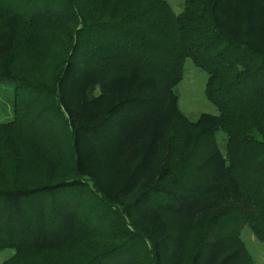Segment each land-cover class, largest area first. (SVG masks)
Returning <instances> with one entry per match:
<instances>
[{"label": "trees", "instance_id": "trees-1", "mask_svg": "<svg viewBox=\"0 0 264 264\" xmlns=\"http://www.w3.org/2000/svg\"><path fill=\"white\" fill-rule=\"evenodd\" d=\"M32 1L0 0L2 264H181L172 228L201 232L185 264H255L241 229L264 241V0ZM57 48L53 85L17 72ZM188 58L218 114L180 111Z\"/></svg>", "mask_w": 264, "mask_h": 264}, {"label": "rangeland", "instance_id": "rangeland-1", "mask_svg": "<svg viewBox=\"0 0 264 264\" xmlns=\"http://www.w3.org/2000/svg\"><path fill=\"white\" fill-rule=\"evenodd\" d=\"M46 1L47 0H33L31 3L32 9H34V11L39 10L40 8L45 6L44 4L46 3ZM125 1L128 4L130 0ZM168 2L172 6L175 13L179 14L182 12L184 8V0H168ZM81 4L85 6L84 3ZM97 6L98 5L95 4L90 5V9H85L86 14H88L87 12L89 11L93 12ZM47 7H51L56 10L59 9L61 5L59 3V0H50V2L47 4ZM117 8L115 6L113 7V9H110V11H103V13L101 14H106L107 18L110 19L113 17L118 18L120 13L117 11ZM56 51L57 53L53 57H47L35 61L30 59H21L17 61V64L15 63L18 69L17 72H21V74L27 75L29 78L33 79L38 83H42L47 86L53 85L57 74L61 69L65 56L61 48H57ZM207 79L208 73L205 70L199 68L197 65H195L192 59L188 58L185 62L183 79L175 87V92L178 95V106L180 111L192 121L198 120L199 116L202 113L218 114L217 106L208 100L205 93ZM98 92L99 90L96 89L94 94H97ZM13 93L14 91L12 84L5 83L4 81L0 82V121H8L13 116L11 110V101L13 100ZM41 101H45L46 103H48L49 98L45 100L43 98ZM46 103L39 105V107L42 105L46 106ZM50 114L53 115V113ZM44 122L45 123L43 129H45L46 126L50 124V122L45 121V119ZM43 129L41 128V130ZM218 141L221 150L225 152L227 136L223 132H220L218 134ZM62 173L66 172L58 171V175H61ZM62 176L64 175L62 174ZM171 232L174 237V247L176 250H178V253L181 257V264H185L192 250V247L196 242L197 238L199 237V234L201 235V232H190L187 230H179L176 228H172ZM241 238L248 252L252 255L255 264H264V241L256 237L252 228L249 225L242 226ZM97 242L100 249L108 250L119 245L121 243V240L110 241L106 238ZM14 253L15 250L13 248H5L1 250L0 264H2L5 260L9 259L11 256H13Z\"/></svg>", "mask_w": 264, "mask_h": 264}]
</instances>
